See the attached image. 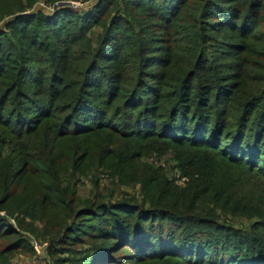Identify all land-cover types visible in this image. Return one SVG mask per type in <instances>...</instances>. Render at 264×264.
<instances>
[{
	"label": "rangeland",
	"instance_id": "374dc122",
	"mask_svg": "<svg viewBox=\"0 0 264 264\" xmlns=\"http://www.w3.org/2000/svg\"><path fill=\"white\" fill-rule=\"evenodd\" d=\"M109 1L59 0L46 3L45 0H37L34 6L19 14H40L42 18L47 17L54 25L51 30L55 29L60 34L58 38L38 21L13 24V30L5 28L4 23L8 18L0 22V54L5 51L2 60H7L0 63V68L1 65L5 67L0 76V88L13 84L20 77L16 90L0 107V185H3L2 181L10 170L9 186L12 189L8 204L0 210V220L11 226L23 241V245L11 253H4V242L0 241V264H70L90 253L97 243L85 235H78L77 239L73 238L67 244H61L63 222L59 220L55 207L46 202L45 190L36 178L39 173L37 170L32 172L26 162L31 158L36 159L42 170L48 171L60 189H66L69 195L79 201L108 206L125 201L149 209L144 198L149 187H143L144 178L151 180L154 187L159 184L162 190L176 193L173 187L185 189L188 185L196 184L195 179L201 178L187 176L190 174L192 177L197 172L193 163L195 158L209 159V156L217 155L216 151L179 146L157 137H132L128 140L113 131L109 132L107 143L101 147L84 141L82 136L77 138L83 141L82 144L71 138L46 145L37 138L36 132L15 135L19 128L24 129L26 125H30L28 118H31L40 121L36 127L42 133H45L47 124L50 125V136L55 137L60 132L59 127L64 116L70 113L65 110L70 103L69 97L81 89L83 79L87 80L85 85L87 94L90 95L87 100H82L84 111L73 117L74 122H77L75 124L85 125V115L90 114L91 106L98 103L113 116L106 120L113 123L120 133L133 131L124 122H128L130 116L134 115L136 105H140L141 109L154 104L158 109L155 114L160 113L162 107L166 108L172 96L177 95L175 81L196 66V73L188 85V98L192 92L200 89L206 98L210 95L212 103L219 92L220 95L216 96L219 104L215 107L219 114L223 109L221 103H225L228 97L229 86H233L237 93L235 99L232 97L233 100L244 101L242 97L247 95L253 97L254 101L258 100L248 106L249 112L254 111L253 115L258 110H252L255 106L264 108V99L260 98L264 95V74L257 71L264 67V55L254 56L255 54L232 46L238 43L237 34L230 31L229 26L232 24L238 29L240 21L233 18L232 12L231 18L229 16L227 20H223L224 14L228 16L225 6H216L211 13L217 19L207 22V16L200 14L199 10L204 3H196L197 0L190 4L192 11L199 10L197 14L187 9L169 12L178 0H153L157 3L154 9H150L148 0H143L146 3L145 9L138 10H127L123 0H112L111 5ZM260 11L254 15L264 36V8ZM101 12L104 13L101 23L87 28L95 15ZM158 13L166 17V20L159 21ZM119 21L120 24L116 26L119 33L130 35L134 44H124L127 43L124 41L125 37L116 40L114 35L106 37V28L109 29L110 25ZM61 28L64 30L60 31ZM71 33L76 40L74 46L66 42V35ZM34 35L39 37L36 49L31 48V38ZM102 43L105 44L103 55L98 61H94ZM140 63L143 69L138 71ZM21 67H25L26 72L18 76ZM119 74L120 81L124 83L122 89L125 91L131 90L139 79L142 85L145 83L139 98L129 104L131 107L124 105V91H120L117 94L119 98L112 100L113 102L106 98L110 91V79ZM85 110L88 111L84 114ZM45 111L48 112L47 118H43ZM10 115L17 116L15 119L19 120L14 128L11 123H3L8 121L7 116ZM125 116L129 120L124 119ZM147 118V122L143 123L145 126L153 119ZM162 120L155 123L158 125ZM73 126V123L70 124L68 129L71 131ZM150 128L148 126L149 130ZM75 131L81 130L75 128ZM156 132L160 134L162 127L161 130L157 127ZM167 133L171 134L173 131L168 132L167 129ZM174 135H178V132ZM126 150L129 158H122L121 163L119 159H113L112 164L111 154L116 153L121 157ZM217 161L222 162L218 157ZM232 171H235L232 173V184L236 183L237 187L231 191H239V202L243 211L245 209L242 215L224 214L221 211L224 200L220 198V193L216 195L218 200L208 201L206 204L199 202L203 196L200 192L210 187L201 181L197 182L200 185L197 206L216 211L221 224L248 230L251 225H257V233L264 237V226H259L264 225V177H260L256 171L250 173V170L237 166ZM217 173L215 179L218 184L215 183L214 188L220 186L222 175ZM90 221L87 220L84 224L90 225ZM145 225L150 227V223ZM135 229L133 232L130 230L133 236L139 232ZM142 237L145 242L151 243L146 255L137 260L124 261L122 257L117 259L120 264H154L150 260L153 253H161V247L153 246L158 239H155L152 231H146ZM113 249L115 254L120 253L118 257L130 253L128 248L121 245ZM164 250L161 248V251Z\"/></svg>",
	"mask_w": 264,
	"mask_h": 264
},
{
	"label": "trees",
	"instance_id": "16d2710c",
	"mask_svg": "<svg viewBox=\"0 0 264 264\" xmlns=\"http://www.w3.org/2000/svg\"><path fill=\"white\" fill-rule=\"evenodd\" d=\"M36 1L0 0V22L8 18L9 20L4 23L5 28L13 30V24L30 20V23L38 21L43 28H47L55 38H58L60 34L55 32V29L51 30L54 25L49 22L50 19L47 17L42 18L40 14L19 16L26 9L34 6ZM57 1L59 0H45L46 3ZM214 1H218L219 4ZM112 2L110 0L108 2L109 5ZM193 2L194 0H178L169 12H175V10L179 12L187 9L191 13L197 14L200 10V14L207 16L205 20L208 22L217 19L212 17L211 11H214L215 7L221 4L225 6V10L228 13V16L226 14L223 15V20H227L229 16L231 18L230 12H232L233 18L235 17V20L240 21V28L238 29L229 24L230 31L233 30L237 34L238 43L232 46L239 48L243 52L247 51L249 54H255L254 56L264 55V36L254 15L255 12L264 8V0H197L195 1L196 3L203 2L204 5L202 4L203 7L196 11H192L193 9L190 8V4ZM122 3L127 10L145 9L146 5L143 0H123ZM147 4L150 5V9H154L157 3L153 2V0H148ZM61 10L63 11L64 9ZM101 13V15H95L93 22L87 28L101 23L104 15L103 12ZM158 18L159 21L166 20V17L159 13ZM118 24H120V21L112 25L109 24V29H107L108 27L106 28V37L109 38V35H114L116 37L115 40L125 37L123 39L127 43L124 44H134L130 35H125V33L121 35L119 33V29L116 27ZM63 30L61 28L60 31ZM30 31L34 33L32 29ZM66 36H68L66 42H70V45L74 46L73 44L76 40L73 38V33ZM31 39V48L36 49L39 44L38 35L32 36ZM104 45L102 43L98 48L94 61H98L100 56L103 55ZM4 52L2 51L0 54V63L7 61L2 60ZM111 60L112 58L108 59V61ZM196 67L188 71L184 76L180 75L175 81L174 88L177 95L172 96L168 106L166 108L162 107L160 113L155 114L158 109L154 104L143 106L141 109H139L140 105H136L134 108L136 112L132 117L130 116L133 119L129 120L128 117H124V119L127 118L129 120L124 122V125L128 124L133 130L128 133L118 132V129H115L116 126L106 120V118L111 119L113 116L104 111L98 103L96 106H91L90 114L85 115V125L75 124L77 122H74L73 117L78 112L84 111L83 105H81L83 104L82 100H87L90 95L87 94V86L85 85L87 80L84 79L80 84L81 89L76 91L72 97H69L68 102L70 103L65 110L70 113L64 116L60 123V132L55 137L50 136V125L47 124L45 133H42L41 129L36 127L40 121L32 120L31 118H28L30 125H26L24 129L19 128L16 131V136L25 135L30 131L36 132L37 138L39 137L42 141L41 143L46 145H53L58 141H68L71 138L72 140L74 138L76 143L82 144L83 141L77 139L82 136L85 139L84 141H90L94 146L101 147L107 143L110 137L109 132L113 131L121 136L123 135L128 140L132 137H141L142 139L157 137L179 146L186 145L189 148L208 149L217 152V155L209 156V159H204L205 157L194 159L193 163L196 165L197 172L192 174V177L190 174L187 176L189 178L201 176V178L195 179L196 184L188 185L185 189L173 187L172 189L179 195L173 191L162 190L159 188V184L154 187L151 180L144 178L143 187L145 189L149 187L144 195L145 201L149 204V209H145L143 205L137 206L125 201L109 206L103 203L94 204L93 202L79 201L69 195L66 189H60L56 180L50 176L48 171L41 169L35 158L26 161L32 172L38 171L39 175H36V178L45 190V200L55 207L60 217L59 220L63 222L61 244H67L73 238L77 239L78 235H85L92 241H97L90 253L84 255L81 259L72 261L70 264H120L117 259L122 257L124 261L137 260L141 256L146 255L148 247L151 246V243L145 242V238L142 237L146 231H152L155 239H158L154 243V247L165 249L161 251L160 248L161 253H157L158 255L153 253L150 260L154 264H264V237L257 233L255 228L257 225H251L248 230L221 224L216 211L209 207L197 206L200 186L197 182L201 181L209 184L210 187L200 192L203 196L199 202L206 204L208 201L218 200L216 195L220 193V198L224 200V207L221 210L224 214L232 216L238 213L242 215V212L245 211V209L243 211V207L239 202L241 199L239 191H231L234 187H237L236 183L232 184V173L235 172L232 169L237 166L243 170H250V173L256 171L260 177H264V108L260 107L259 109L260 105L255 106V109L252 110H258L253 115L254 111L249 112L248 106L258 100L254 101L253 97H248L249 95L242 97L244 101L233 100L237 95L233 86H229L228 97H226L225 103H221L223 109L219 114L215 108L219 104L216 97L220 95L219 92L214 96L212 103H210V95L206 98L200 89L192 92L189 99L187 97L190 93L188 85L195 75L194 73H196ZM4 68L1 65L0 76L4 73ZM8 68L6 67V69ZM24 68H20L18 76L24 75L26 72ZM263 68L261 67L257 71L260 74H264ZM142 69V64L140 63L137 70L140 71ZM120 77L119 74L113 79L109 78L111 83L110 91L106 98L109 102H113L112 100L119 98L117 94L120 91H124L125 94L122 96L124 105L131 107L129 104L139 98L138 96L140 92H143L142 88L145 87V83L142 85V81L139 79L131 90L125 91L122 89L124 83L122 80L120 81ZM19 82L20 77L13 83L14 85L9 84L7 87L0 88V94L5 92L0 96V107L4 105L5 99L16 90ZM151 91L153 92L154 90L151 88ZM260 98L264 99V95ZM101 104L108 105L109 103ZM87 111L85 110L84 114ZM226 115L230 116V118ZM146 116L153 118L151 123H149L150 125L148 124L151 130L143 124L149 119ZM16 117L14 115L7 116L8 121L3 123L5 125L11 123L12 128H14L19 122V120L15 119ZM47 117L48 112L45 111L43 118ZM157 120H162V123L157 125L155 123ZM13 123L16 125H13ZM72 123L74 126L70 131L68 127ZM157 127L160 130L162 127L160 134L156 132ZM75 128L81 131H75ZM167 129L168 132L170 130L173 133H167ZM176 132H178V135H174ZM75 151L74 153H76ZM126 153H128V150L121 154V157L116 153L111 154L112 164L115 159H119L121 163L122 158H129ZM217 157L222 162L217 161ZM217 172L222 176L219 183L220 186L214 188ZM10 173L11 171L9 170L6 179L2 181L3 185H0V210L8 204L12 196V189L9 186ZM78 203H80V206H78ZM87 220H91L90 225L84 224ZM262 221L264 222V220ZM145 223H150V227L147 228ZM134 229L139 230L141 234L138 232L135 233L136 236H133L130 230ZM17 236L18 233L1 219L0 241L4 242V253H11L23 245V241ZM141 238L144 239L142 240ZM117 245L130 250V253L126 255L128 257H118L117 255H120V253L115 254L113 248ZM173 248L176 249L174 250ZM176 252L179 253L177 254Z\"/></svg>",
	"mask_w": 264,
	"mask_h": 264
}]
</instances>
